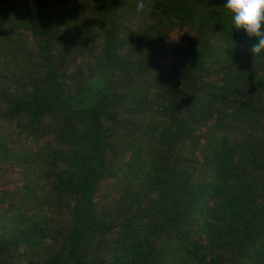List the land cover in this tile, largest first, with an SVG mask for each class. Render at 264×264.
<instances>
[{
    "label": "trees",
    "instance_id": "16d2710c",
    "mask_svg": "<svg viewBox=\"0 0 264 264\" xmlns=\"http://www.w3.org/2000/svg\"><path fill=\"white\" fill-rule=\"evenodd\" d=\"M136 2L0 0V264H264V56Z\"/></svg>",
    "mask_w": 264,
    "mask_h": 264
},
{
    "label": "clouds",
    "instance_id": "9594fccd",
    "mask_svg": "<svg viewBox=\"0 0 264 264\" xmlns=\"http://www.w3.org/2000/svg\"><path fill=\"white\" fill-rule=\"evenodd\" d=\"M224 8L231 13L234 30H243L249 38H255L253 56H264V0H227ZM145 12V0H137L135 14L142 16Z\"/></svg>",
    "mask_w": 264,
    "mask_h": 264
}]
</instances>
